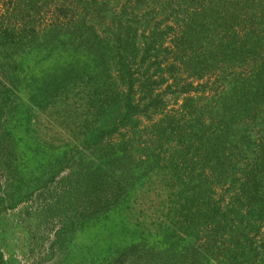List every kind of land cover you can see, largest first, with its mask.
<instances>
[{"label": "trees", "instance_id": "1", "mask_svg": "<svg viewBox=\"0 0 264 264\" xmlns=\"http://www.w3.org/2000/svg\"><path fill=\"white\" fill-rule=\"evenodd\" d=\"M59 33L77 58L43 60L68 76L40 85L100 72L98 107L125 116L112 147L166 202L170 251L263 258L245 250L264 226V0H0V65L27 66L21 47Z\"/></svg>", "mask_w": 264, "mask_h": 264}, {"label": "rangeland", "instance_id": "2", "mask_svg": "<svg viewBox=\"0 0 264 264\" xmlns=\"http://www.w3.org/2000/svg\"><path fill=\"white\" fill-rule=\"evenodd\" d=\"M62 39L35 37L20 49L27 66L0 65V264H207L188 258L187 246L170 251L166 202L137 191L146 167L112 147L126 135L125 116L121 104L98 107L103 86L91 81L102 83L100 72L40 85L50 72L68 76L43 60L77 58ZM260 232L246 254L264 250ZM238 263L246 259L216 264Z\"/></svg>", "mask_w": 264, "mask_h": 264}]
</instances>
